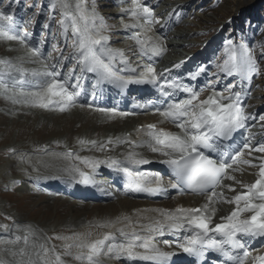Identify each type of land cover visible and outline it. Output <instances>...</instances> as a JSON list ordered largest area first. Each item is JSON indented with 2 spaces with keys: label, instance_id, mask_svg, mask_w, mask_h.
<instances>
[{
  "label": "snow or ice",
  "instance_id": "obj_1",
  "mask_svg": "<svg viewBox=\"0 0 264 264\" xmlns=\"http://www.w3.org/2000/svg\"><path fill=\"white\" fill-rule=\"evenodd\" d=\"M131 5L121 10L130 21L124 23L123 28L129 30L128 39L135 42L136 52L146 63L134 66L124 50L112 47L110 33L115 25L108 24L100 15L95 0H56L53 8L59 9L61 19L58 23L65 42L72 41L71 54L61 51L54 63H46L48 57L39 61L33 59L30 62L40 66L31 68L24 66L23 59L14 63L11 59L0 58V88L3 89L0 95L13 104L64 113L77 106L92 107L79 103L84 91L82 81L86 79L95 80L93 99L98 85L109 84L120 90L131 85L154 86L161 97L155 113L161 119L135 129L142 139H133V133H127L105 141H78L87 146L88 151H113L126 145L129 150L122 159L82 156L70 149L56 152L47 145L36 151L71 161L62 170L79 184L95 185L92 173L106 165L126 177L125 193L157 196L172 188L181 195L204 196L205 202L199 207L137 209L131 215L97 221L90 227L115 231H105L95 239L91 232L49 236L32 224L14 223L13 233L9 225L0 224V229L11 236L4 241L11 247L0 250L3 253L0 264H108L110 260L172 264L176 252L166 248L170 249L173 244L201 261L207 254L217 253L225 258L224 264H264V254L253 255L256 249L249 244L251 240L264 239V123H259V133L252 131L257 127L253 122H264V114L248 112L249 105L245 103L254 79L264 76V52L257 53L250 44L229 39L212 62L215 68L212 78L203 86L185 83L173 76L171 69L158 73L155 67L157 59L168 50L163 32L154 34L157 25L167 27L179 17L168 13L167 20L161 24V18L147 0H131ZM22 32L21 35L14 17L0 9V40L26 44L30 33L26 27ZM260 47L264 48V44ZM33 54L42 56L38 48H33ZM183 63L174 64L173 68L178 69ZM202 75H208L206 66L188 73L190 80ZM225 78L232 80L217 90ZM206 91L210 94L201 98ZM95 111L106 113L109 118L135 115L118 112L115 108H96ZM165 122L178 131L159 126ZM144 148L162 158L160 163L171 170V179L165 181L158 172L140 170L141 166L152 163L138 151ZM9 153L28 162L27 154L15 148H10ZM40 163L49 166L48 162ZM246 168L256 169L254 182L238 179L237 173L243 174ZM25 174L31 175L27 170ZM45 178L48 177H34L37 180ZM11 183L15 186L21 181ZM236 185L241 191H237ZM226 192L235 194L229 196ZM223 203L234 205V208L228 215L221 216L219 222H214L215 205ZM165 235L174 239L164 240L165 247H161L157 238ZM56 241L62 243L58 245Z\"/></svg>",
  "mask_w": 264,
  "mask_h": 264
},
{
  "label": "rangeland",
  "instance_id": "obj_2",
  "mask_svg": "<svg viewBox=\"0 0 264 264\" xmlns=\"http://www.w3.org/2000/svg\"><path fill=\"white\" fill-rule=\"evenodd\" d=\"M95 2L100 15L109 24L115 25L110 33L112 47L124 50L134 66L137 63H146L147 61L136 52L135 42L128 39L129 30L123 28L124 23L130 22L128 17L122 11H118L130 8L132 6L131 0H95ZM147 2L155 8L158 17L161 18V24L167 20L168 13H173L174 17H179V19L174 18L170 21L169 26L164 27V30L173 33L180 30L190 32L191 35L185 40L187 47L181 52L187 55L184 56L187 60L190 54L198 56L194 60L197 64L195 69H190V72H194L199 66L207 67L208 75H202L203 77L195 80L199 82L200 86H203L212 78V73L215 72L212 62L222 53L227 40L232 39L236 42L250 44L257 53L264 52V48L260 47L261 44H264V0H147ZM54 3H56V0H0V9L14 17L16 27L21 30V35L23 34L22 29L25 27L30 33L26 44H22L20 41L0 40V58L11 59L14 63L23 59L24 66L31 68L40 66L38 63H31L30 61L33 59L39 61L48 57L49 60L55 62L60 57L61 51L65 55L71 54L70 45L72 41L69 39L65 42L58 23L61 19L59 9L58 7L53 8ZM124 6L125 8H123ZM165 8H168L166 12H161ZM157 27L161 26L157 25ZM159 30L162 31L163 28L156 30L154 34L159 35ZM166 40L171 41L167 37ZM31 45H34V48H38L40 53L44 54L39 57L34 56L33 49L28 51V47ZM45 62L48 63V60ZM193 65L194 63L189 67L194 68ZM155 67L157 69V66ZM185 68L186 65H181L178 70L172 72L174 73L172 75L179 74ZM13 75L15 74L13 73ZM231 80L225 78L217 86V90L223 88L224 84ZM262 83L264 85V76L254 79L253 87L250 90L251 94L246 101V104L249 105L247 111L255 115L264 114V91L262 95H259L262 89L261 86H263ZM2 91L3 89L0 88V92ZM207 93L210 94L208 91L203 94ZM0 96L3 97V95ZM12 105L16 109L14 113L3 116L5 109L11 108ZM87 110H90V113ZM94 110L93 107L80 108L77 106L66 112L68 113L66 114L59 111L28 108L20 104H13L8 100L4 105L0 100V224H7L10 229L22 216L28 224L38 226V228L39 226H49L51 235L52 233L53 235L56 233L70 235L72 232L86 233L79 231L80 227L68 222L72 215H79L78 217L83 218L86 222V226H89L99 213H111L112 209L120 206L123 197L114 202L111 201L112 203L108 202L110 200L93 201L94 203L86 202L84 206V202L76 201L66 193H48L47 190L51 187L46 184L47 182L44 183L42 179H34L35 174L40 173L41 170V173H44L43 167L37 168L35 165L36 158L40 157L44 161H48V164H50L48 167L54 165V161L52 156L45 155L42 151L37 152L31 145L51 141L50 150L63 152L64 147L68 145L72 146L74 152L84 155L90 151L79 144V139L100 141L103 140L102 138L117 137L119 134H124L128 127L127 124L132 121L135 122L134 119H136V117L129 115L124 119L121 117L122 120L126 119L123 123L115 124L112 121L114 118H109L106 113H103V115L107 117H100L101 115L94 113ZM70 118L72 124L68 123ZM90 120L95 121L94 127L87 129L84 123ZM147 121L156 122L151 119ZM142 122L144 120L137 119L135 123L138 125ZM253 123H257V127L252 128V130L260 131L259 123L264 122ZM57 142H59V145ZM10 148H15L19 153L28 154V162L25 163L19 157L11 155L9 153ZM122 148L123 150L126 149L125 153L129 150L127 146ZM92 151L101 153L95 149ZM114 151L122 152L121 149L117 148ZM50 159L52 164L49 163ZM48 167H45V169ZM24 170L34 175H26ZM255 171L256 169L246 168L243 172L245 176L247 175L245 179L254 174ZM243 174L237 173V176H243ZM20 178L21 180H18ZM13 180L21 181V183L13 186L11 183ZM225 183L232 182L225 181ZM6 185L7 190H5ZM238 187L236 185L237 189ZM63 198H66V200ZM111 199H115V196ZM223 204L228 206L227 203ZM86 212L88 216L85 214ZM7 217H12V219H7ZM98 230L100 229L90 230L93 239L101 234V232H97ZM2 231L5 230L0 229V233ZM10 238V235H6L0 241L4 242ZM55 243L59 245L62 242L56 241ZM2 244L0 243V247Z\"/></svg>",
  "mask_w": 264,
  "mask_h": 264
},
{
  "label": "bare ground",
  "instance_id": "obj_3",
  "mask_svg": "<svg viewBox=\"0 0 264 264\" xmlns=\"http://www.w3.org/2000/svg\"><path fill=\"white\" fill-rule=\"evenodd\" d=\"M169 8V7H168ZM168 8H165V10L161 11V12H166V10ZM164 9V8H163ZM163 31V30H162ZM159 32H161V30H159ZM190 32H183L182 30L178 31L177 33H173V34H170L169 37L170 39H172V42L170 44L166 43L167 45V51L165 54L168 53V56L166 57V59H163V57L161 58H158L157 59V62L156 63H162V67H171L173 66V64H175V61H177L176 59H174V57H176L179 61V63L181 61H184V56H186L184 53H182L181 51L183 50L184 51V48L187 47V42L185 40H187V38H189L190 36ZM29 51L32 49V47H29L28 48ZM171 50H175L174 52H172ZM170 51V52H169ZM164 54V55H165ZM50 63H54L53 61H49ZM35 67V66H34ZM37 67V66H36ZM15 74V73H14ZM261 84V83H260ZM263 85V83H262ZM264 86V85H263ZM262 87L261 89V93L259 95H262L263 94V91H264V87ZM4 97V96H3ZM3 97L0 96V100L3 101ZM2 103V102H1ZM16 110V109H15ZM75 111V110H74ZM72 111V112H74ZM89 113H90V110H87ZM71 112V113H72ZM14 113V112H13ZM100 113V112H99ZM56 114V112H55ZM68 114V113H66ZM66 114H63V115H66ZM80 114V113H79ZM82 115V113H81ZM94 115V114H93ZM99 116V115H98ZM81 117V116H80ZM86 117V116H85ZM118 118H115V124H121L123 123L125 120H122L120 116H117ZM84 119V118H83ZM96 119V118H95ZM104 120V119H102ZM68 123L72 124V121H71V118L68 119ZM99 121V120H97ZM147 122H150V123H157L158 121L156 122H151V121H144L142 122L141 124L145 123L147 124ZM95 121H89L87 123H84L86 125V128L89 129V128H92L94 127ZM98 125V123H97ZM127 125H130V123H128ZM72 126V125H71ZM84 126V125H82ZM102 126V125H101ZM159 126L161 127H165L166 129L170 130V131H178V129L175 128L174 125H172L171 123H163V124H160ZM122 127V126H121ZM71 128V127H70ZM96 128V127H95ZM10 129V128H9ZM5 130V129H4ZM101 131V129H100ZM260 131H257V132H254V133H259ZM138 137L136 138L137 140L139 139H142V135H138L136 134ZM97 138V137H96ZM115 138V137H114ZM103 140H100V141H105L107 140V138H102ZM133 139H135V137H133ZM257 139H259V135L257 136ZM55 140V139H54ZM76 143V142H75ZM50 144H51V141L47 142V143H41V144H37L35 143V145H31L35 148V150L38 148V147H42V146H45L47 145L48 148L50 149ZM77 145V144H76ZM55 146V145H54ZM72 146H65L64 149L67 150V149H70ZM79 147V146H78ZM82 148V147H81ZM83 148H87L86 147H83ZM64 150V151H65ZM71 150V149H70ZM126 150V149H125ZM145 151V156L147 158H149L152 163H158L160 162V160L162 159L161 157H159L157 154L155 153H152L150 151H148L147 149L144 150ZM106 152V151H105ZM109 152H113L111 155L109 156H114L116 157L117 154L115 153V151H109ZM117 152V151H116ZM104 152H101V153H98V152H94V151H90V152H87L86 154L82 155V156H90V157H99L101 159H104L106 158L105 155H108V152L105 153V155H103ZM28 155V154H27ZM52 159V158H51ZM51 159L49 160V163H51ZM48 160V158H47ZM41 161H44V159H41L40 157L39 158H36L35 159V165L38 167H43L44 169V173H38V174H35V177L36 176H43V177H48V178H45V179H42L44 182H48L50 183V185H55L56 187H59L60 183H75V181H73L69 175L64 172L62 169L68 165L69 163H71V161L65 159V158H62V157H53V161H54V165L52 164L51 167H48L45 169L44 165L42 163H40ZM12 162V161H11ZM46 162V161H45ZM48 162V161H47ZM33 163V162H31ZM62 163V165L60 164ZM11 165V164H10ZM50 165V164H49ZM14 166V165H13ZM145 166V165H143ZM143 166H141V169L143 168ZM103 168H106L107 169V166L106 165H101L98 169H96V171H101ZM14 169V168H12ZM22 170V169H21ZM40 170V169H39ZM38 170V171H39ZM87 171L89 169H86ZM25 171V170H24ZM145 171H149V169H146ZM34 172V171H33ZM36 173V172H35ZM33 174V173H32ZM31 174V175H32ZM34 175V174H33ZM238 179H243V181L245 182H248V183H251V182H254V180L257 178L255 173L254 174H251L250 177L246 178L247 175L245 176V174H243V176H237ZM18 180H21L18 179ZM70 181V182H69ZM57 189V188H56ZM91 191L93 190V188L90 189ZM56 191V190H55ZM237 191H241L240 187H238ZM96 192V191H95ZM94 193V192H93ZM99 193H102V194H99ZM105 194L106 195V198L107 199H111V198H114L115 197H119V195H121V197H123L120 201V206L117 207L116 209H112V212H104V213H99L97 215V217H95L94 221H92V224H94L95 222L97 221H102V220H105V219H115L116 217L118 216H121V215H131L135 212V210L137 209H153V208H175L177 206H184V207H191V206H195L196 205H201L202 203L205 202L206 200V197L204 196H200V197H195V196H188V197H183V196H178L177 195V198L174 202L170 201L169 198L172 194H169L166 198H164V201L163 202H153V201H150V200H146V199H136L137 197H134V195H132L131 193H125V191H120V190H109V189H106L105 191H99L97 193V196H100V195H103ZM226 195H234L235 193H229V192H226L225 193ZM81 201L82 199H87V200H90L92 198L90 197H81L79 196ZM120 197V198H121ZM118 203V202H117ZM85 206V204H84ZM115 207V205H114ZM215 207L217 208V213H216V217H215V220L214 222H219V218L221 216H225V215H228L234 208V205H224V204H218V205H215ZM97 208V207H96ZM75 210V209H74ZM84 210V209H83ZM102 212V211H100ZM87 216H88V213L86 212L85 213ZM97 214V213H96ZM145 215H148V216H154L155 214L154 213H146ZM247 215V214H245ZM79 215H72L68 222L70 224H74L75 226H78L80 227L79 231H84L86 233L90 232V230H96V227H90L89 226H86V222L84 221L83 218H80L78 217ZM93 219V218H92ZM133 219H137L136 217H133ZM18 222L16 224H28L26 222V220L24 218H22V216L17 220ZM94 222V223H93ZM90 224V223H89ZM120 226H123V225H117V227H120ZM49 227V226H48ZM48 227H42V226H39L40 229H43L44 232L46 233H49V228ZM97 229H100L98 230L97 232H101V234L105 231H115V229H101V228H97ZM11 232H15V229L13 227L10 228ZM99 234L97 236V238L101 235ZM6 235H10V233L8 231H2L0 233V239H4V236ZM169 235H166V237H168ZM174 239V237H172ZM95 239V238H94ZM264 239H258V242L257 243H263ZM0 243H3L2 246L0 247V250H2L3 248L5 247H10V245H6L4 242L0 241ZM255 246V245H254ZM264 248V247H263ZM258 254H264V252L262 251H259L258 253L253 252V255H258ZM0 255H3V253H0ZM109 264H130V262L128 261H125V260H111V262ZM138 264V262H137Z\"/></svg>",
  "mask_w": 264,
  "mask_h": 264
}]
</instances>
